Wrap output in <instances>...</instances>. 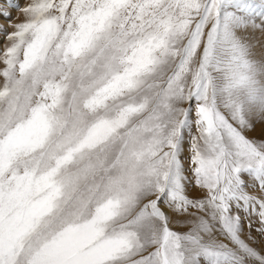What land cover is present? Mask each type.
Instances as JSON below:
<instances>
[{
    "label": "snow or ice",
    "instance_id": "6c2138e0",
    "mask_svg": "<svg viewBox=\"0 0 264 264\" xmlns=\"http://www.w3.org/2000/svg\"><path fill=\"white\" fill-rule=\"evenodd\" d=\"M0 264H264V0H0Z\"/></svg>",
    "mask_w": 264,
    "mask_h": 264
},
{
    "label": "rangeland",
    "instance_id": "374dc122",
    "mask_svg": "<svg viewBox=\"0 0 264 264\" xmlns=\"http://www.w3.org/2000/svg\"><path fill=\"white\" fill-rule=\"evenodd\" d=\"M15 15V14H14Z\"/></svg>",
    "mask_w": 264,
    "mask_h": 264
}]
</instances>
